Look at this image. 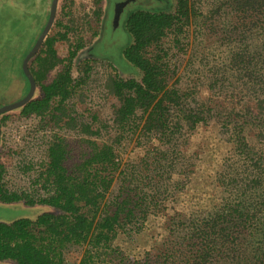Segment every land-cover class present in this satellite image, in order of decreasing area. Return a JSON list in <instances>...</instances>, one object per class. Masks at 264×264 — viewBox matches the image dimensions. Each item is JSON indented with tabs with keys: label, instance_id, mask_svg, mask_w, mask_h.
I'll list each match as a JSON object with an SVG mask.
<instances>
[{
	"label": "trees",
	"instance_id": "16d2710c",
	"mask_svg": "<svg viewBox=\"0 0 264 264\" xmlns=\"http://www.w3.org/2000/svg\"><path fill=\"white\" fill-rule=\"evenodd\" d=\"M61 12L58 5L29 62L34 96L1 115L2 126L17 111L28 124L23 144L8 147L12 166L0 161V202L45 210L0 221V264H264V0H174L170 11H133L123 55L140 76L113 67L97 98L89 86L97 61L83 60L74 74L84 37L69 42L66 58L58 54L72 30ZM13 33L1 35V53ZM29 50L11 75L25 82L24 95ZM111 98L117 103L104 113ZM209 123L230 144L214 175L216 198L183 210L199 155L188 151L191 136ZM132 149L139 154L125 158ZM158 218L162 231L145 251L116 242L136 241Z\"/></svg>",
	"mask_w": 264,
	"mask_h": 264
},
{
	"label": "rangeland",
	"instance_id": "374dc122",
	"mask_svg": "<svg viewBox=\"0 0 264 264\" xmlns=\"http://www.w3.org/2000/svg\"><path fill=\"white\" fill-rule=\"evenodd\" d=\"M115 1L60 0L59 2V6L62 8L61 16L65 22H70L72 30L69 33V41L56 44L58 54L60 57L66 58L70 49L69 42L80 36L84 37L87 45L79 51L75 59L74 67L76 68L74 70L76 69V71L74 74L81 72L77 67L83 60L95 59L97 61L91 63L94 69L93 75L89 79V86H91L92 90L96 88L94 91L96 98L103 90L102 85L105 84L106 79L115 73L113 67L116 68L122 77L140 76V71L129 63L123 55L124 48L132 42V36L126 29V20L130 13L138 9L170 11L174 7V0H132L123 11L119 25L116 27L113 21V4ZM51 2L52 0H0V41L1 35L7 29H14V33L11 34L6 42L9 49L3 53L0 51L1 105L14 102L26 95H24L26 84L23 79L21 80V77H18L19 79L14 81L11 75L14 74V69H17L18 61L16 58H20L21 53L26 52L28 48H32L38 38L37 36H39L38 34L43 30L49 17ZM67 11L72 12V14L65 15ZM97 12H100L98 24ZM12 58L16 62H13ZM59 69L60 66L55 68L51 72L50 77L56 74ZM207 93L205 91L204 95ZM80 102L78 100V106L83 109L84 103ZM116 103V99L111 98L108 101V109L104 113L112 109V105ZM16 113L18 111L11 113L10 116L12 118L6 119L2 126V135L4 137L0 143V161H6L8 166H12L13 159L8 147H17L19 144H23L22 137L28 124L25 119H17ZM229 148V142L219 136L215 123L198 126L191 136L188 150L190 153L198 152L197 165L191 175L188 186L182 193V202L177 204L179 208L191 210L196 206L207 207L212 204L216 198L214 175L223 163ZM139 152L140 149H132L126 154L125 158H134ZM44 210L45 207L43 206L28 208L23 205L0 202V221L9 222L20 217L36 216ZM162 222L163 218L153 219L148 223V229L145 230V233L138 236L134 242L126 241L123 236L119 237L116 242L120 246L129 249L132 253H141L152 245L151 234L162 231L160 228ZM68 257L71 260H75L77 254L72 252Z\"/></svg>",
	"mask_w": 264,
	"mask_h": 264
},
{
	"label": "water",
	"instance_id": "95a60500",
	"mask_svg": "<svg viewBox=\"0 0 264 264\" xmlns=\"http://www.w3.org/2000/svg\"><path fill=\"white\" fill-rule=\"evenodd\" d=\"M131 1L132 0H116L114 2V4H113V8H114L113 21H114V24L116 25V27L119 25L120 17L122 15L123 11L126 9V7L129 5V3ZM58 5H59V0H52L48 20H47L43 30L39 34L36 42L34 43L32 48L28 51V53L26 54V56L23 59L22 69H23L24 74L28 78L29 84H30L28 92L26 93L25 96H23L19 100H16L14 102L7 103V104L0 106V138L2 135L1 115L6 113V112H9V111H12L14 109L22 107L24 104H26L28 101H30L35 94V91L37 88V83H36V80H35L33 73L31 72V70L29 68V62H30L31 58L33 56H35L37 54V52L40 50L46 36L50 32V30L54 24V21L56 19V15H57V11H58Z\"/></svg>",
	"mask_w": 264,
	"mask_h": 264
}]
</instances>
